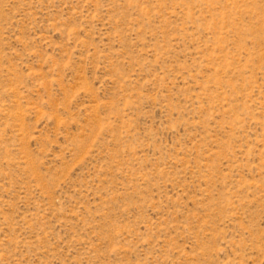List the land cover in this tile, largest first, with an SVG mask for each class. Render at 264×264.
Listing matches in <instances>:
<instances>
[{"label": "rangeland", "instance_id": "obj_1", "mask_svg": "<svg viewBox=\"0 0 264 264\" xmlns=\"http://www.w3.org/2000/svg\"><path fill=\"white\" fill-rule=\"evenodd\" d=\"M0 264H264V0H0Z\"/></svg>", "mask_w": 264, "mask_h": 264}]
</instances>
